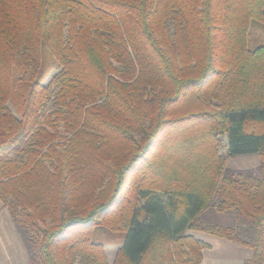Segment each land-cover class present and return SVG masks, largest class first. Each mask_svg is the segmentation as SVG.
Returning a JSON list of instances; mask_svg holds the SVG:
<instances>
[{
  "label": "trees",
  "instance_id": "trees-1",
  "mask_svg": "<svg viewBox=\"0 0 264 264\" xmlns=\"http://www.w3.org/2000/svg\"><path fill=\"white\" fill-rule=\"evenodd\" d=\"M253 20L264 0H0V205L29 264H109L112 231L113 264H202L193 233L264 264Z\"/></svg>",
  "mask_w": 264,
  "mask_h": 264
},
{
  "label": "rangeland",
  "instance_id": "rangeland-1",
  "mask_svg": "<svg viewBox=\"0 0 264 264\" xmlns=\"http://www.w3.org/2000/svg\"><path fill=\"white\" fill-rule=\"evenodd\" d=\"M247 41L249 48H253L264 43V23L256 20L251 21ZM221 153L226 155L225 149H221ZM259 163V157L256 155L240 156L229 158L226 161V169L236 171L256 170L255 168L258 167ZM224 218H227L231 221L232 217L229 215H224ZM1 219H4L3 227L6 228L5 225L10 224V222H8L9 219L7 218L5 211L0 205V222ZM8 234L9 233L6 234L5 232V236H7L5 238V248L7 249L8 246H10V250H12L11 252H14V250L15 252H17L18 250H16L14 238L13 236L12 238H9ZM13 234L14 233H12V235ZM193 234L197 239L210 244L209 246L211 247L210 250L203 251L204 259L202 261V264H244L246 260L250 258L251 253L249 252L251 251L249 249L242 248L227 240L212 237L203 233ZM9 239H11V242L9 241ZM102 242L105 243L104 251L106 258L109 264H113V261L115 260L117 253L121 247L122 235L113 231L111 233L108 232L107 235L102 238Z\"/></svg>",
  "mask_w": 264,
  "mask_h": 264
},
{
  "label": "crops",
  "instance_id": "crops-1",
  "mask_svg": "<svg viewBox=\"0 0 264 264\" xmlns=\"http://www.w3.org/2000/svg\"><path fill=\"white\" fill-rule=\"evenodd\" d=\"M4 220V219H3ZM1 219L0 222V264H29L28 262V256H27V252L13 226V224L8 220V222H10V224H6L4 228L3 227V221ZM3 221V222H2ZM12 224V225H11ZM12 227V228H11ZM13 230V232H12ZM5 232L6 234H8L9 238H14V242H15V246H16V250H18L17 252H11L12 250H10V246H8V248H5V238L7 236H5ZM12 233H14L12 235ZM16 234V236H15ZM9 241L11 242V239H9ZM203 259H204V255H203Z\"/></svg>",
  "mask_w": 264,
  "mask_h": 264
}]
</instances>
